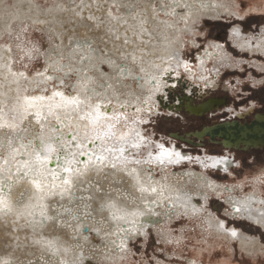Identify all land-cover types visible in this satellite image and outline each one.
<instances>
[{"label": "bare ground", "instance_id": "6f19581e", "mask_svg": "<svg viewBox=\"0 0 264 264\" xmlns=\"http://www.w3.org/2000/svg\"><path fill=\"white\" fill-rule=\"evenodd\" d=\"M3 1L4 0H0V37L5 33H14L13 26L22 24L21 26L24 29L26 23L27 30L39 29L46 33L49 38V49L47 51H44L45 46L31 44L27 46V48L31 47L30 50L27 48L23 49V59L28 57L30 59V57L34 58L38 56L37 59L43 61L41 67L47 68L46 57L50 52L54 53L57 45H60L63 50V56L66 57L68 64L71 65V68L69 67L70 69L67 72L65 69L63 70V73H67V77L69 78L64 82L66 85L60 86L62 90L67 92V87L73 84L72 81L74 79L70 73L76 68L79 71V75L77 83H75L74 86H76L78 82H86L88 86L92 88L97 87L100 83H111L113 85L112 88L98 89V91H106L107 95H98L89 100V103L95 102L99 104V109H93V111H98L101 114L100 118L109 121V124H105L103 126V131H100L99 127H97L94 122L89 123L88 132L89 139L92 140L98 150H103L102 155L107 157L105 163L112 161L117 167L115 169L103 167L98 175H91L85 177L82 181H78L77 183L82 184L85 190L72 187L71 192L65 195L63 200H61L59 196L44 197L41 195L40 191H38L36 184L25 182V180L14 181L11 178L20 176L24 173L28 168L26 162L34 152L35 146L39 144L37 140L32 148L27 147L29 141L34 140L33 130H35V133H40V125L43 122L40 117L32 119V128H28L27 125L31 112L38 110L41 106L46 112L49 104H52L55 108V105L62 101L60 97H54L51 101L45 100L37 102V107L30 109L28 107L29 101L26 100L25 97L39 94L41 88L45 87V85L48 88V92L45 94H50L54 86H50L49 83H53L54 81H46L45 84L40 85H29L25 77L29 76L30 72L16 69L13 63L21 64V62H14V54H11L7 50L6 44L4 46L1 45L0 179L5 177H7V179H4L3 185H0V197H3V204H0V264H5V261L7 264H29L30 261L34 264H45V262H47V264H60L61 261H64L65 264H73V261H75V264H88L90 261L87 260L88 256H86L85 252L89 247H96L94 245L95 243H100L99 248H101L102 251L104 250L106 255L108 254L107 256L105 255L106 257L104 256V258L114 260V258H117L116 256L121 255L123 252L125 253L129 249L131 241L138 239L140 235L142 237L146 236L147 232L151 229H158L160 223L164 225L167 220L166 218L172 217L171 213L174 212L179 215V211L182 207L187 211L191 210L195 215L200 214L203 210L195 206L196 198H200L202 203H207L209 201V195L212 194L217 196L226 194V203L230 204L233 202L236 203L238 207H240L239 202L250 201L251 203L249 206L247 208L241 207L238 213L233 214L229 209L227 213H230L229 216L231 217L246 221L248 219L250 222L264 228V201L259 197L256 191L247 195H242L241 192L236 193L234 187L226 189L219 186L204 173L207 169L211 170L213 168L221 169L224 175L231 173L234 165L230 163L228 159L209 157L206 160L208 163L202 165V171L200 173L189 170L186 176L182 173L176 177H174V174L170 173L171 169H169V167H172L174 164L176 165L178 162L201 161V158L197 156L191 157V159L188 160H173L171 161L173 165H169V167L166 164L160 166L163 177L157 180L155 177L157 165L155 164L158 162L154 159V155L159 152L158 144L163 142H156L155 140H148L145 138L141 139V136L138 137L139 133L136 129H128L125 131V128L121 133L111 136L110 138L93 139L95 132H99L101 137H104L105 133L110 131L109 125L114 126L111 129L112 131L123 128H116L120 121L123 120L121 123L123 124L124 120L129 117L123 114V116H121L123 111L126 113L127 110L130 111L133 106L137 108L143 106L144 109L148 108V105L142 102L145 95L154 91L153 86L155 81L151 78L154 77L157 72L161 73L163 80L167 84V86H162L161 92L167 93L168 95H153V99L156 100L157 103L152 105L150 111L152 113L159 109L161 104L165 106L169 99V94L179 87H185L186 89L185 93H182L183 98L189 100V98L192 97V106H197L200 104L196 100L197 97H200L201 103H203L209 99L207 96L211 91L216 92V90L222 86L221 82L223 79L221 75L223 72L225 74L226 70L231 69L234 71L236 69H242L246 60L235 59V56L229 53L231 47L228 50L227 45L211 41L207 43L205 51L202 52L204 48L200 49L201 46L197 41V36L202 34L200 26L203 22H217L223 18L231 19L232 16L241 17L242 15L237 13V10L233 6L222 0H180L179 6L176 8V13L173 15L165 16L163 12H161L160 16L156 17L153 15L151 9H148L149 22L140 24L138 28L133 31L128 27V24L122 21L112 20L111 23H109V17L125 11L138 10L144 3L154 2L159 8L162 5L173 3V0H122L123 3L134 6L129 9L120 7L119 4L116 3V0H107L109 4L114 5L111 10L103 4L98 5L96 0H83V3L87 5V7L76 9V13H80V15L71 11L65 12L58 8L60 4H66L71 7L78 4L80 0H56L49 8L52 9V11L39 8L40 13H42L40 15H37L38 6L33 3L32 0H13L14 4L11 6H7ZM234 2L236 3V7H238V0H234ZM186 3L192 5L191 10L185 7ZM88 15H90L89 17H91V19L87 18ZM34 20L42 23L34 25ZM69 20H71L72 23H68ZM157 20L161 21L158 28L156 23ZM193 20L195 23H193ZM49 21H54L50 27L51 30L56 33L55 37L49 31L47 25ZM100 21L103 22L100 23ZM163 21H168V23H163ZM132 22V20L129 21V23ZM61 24H63V27H61ZM97 24H99V27H97ZM71 26H74L75 29H69ZM109 27L114 28L117 33L120 34V39H115L112 34L107 32ZM141 30L145 33L142 36L140 35ZM158 31L162 34H158ZM204 34L205 33L202 34L203 37H205ZM258 34L244 35L241 28L237 26L232 28L229 32V41L231 46L235 48L233 50L236 53H240L243 56L250 55L254 57L255 55H261L264 57V29L261 30L259 35ZM101 36L104 37L103 43H101L99 39ZM125 36H127L131 42L124 45L123 53L129 54L135 51V64H133L130 59H120L122 55L121 45H123ZM93 38H95V43L91 45V48H95L97 51L103 50L106 57L108 53H114L117 62L121 65L124 64L129 70H132L133 75L127 79L124 77H116L112 74V69L107 64H99L95 61V58L92 63L96 65V68L90 67L87 61L81 60V51L87 53L90 52L91 49L86 46L82 50L76 47L74 42L70 43V40L88 41ZM137 44L139 47H135ZM166 44L171 45V51L165 47ZM41 48L43 49L42 52ZM187 48L190 50L200 49V52L198 51L199 54L197 53V55H195L196 59L193 61L194 63L187 61L181 63L182 58H179L180 53ZM69 52L74 53L71 60L68 58ZM174 53L176 54V58H173ZM253 64L255 67L264 70V65L258 64L257 61H253ZM177 65H179L178 74L174 71ZM141 67L144 69L142 72L139 71ZM97 68L99 71L96 70ZM84 71L87 76L91 78L90 80L83 81L82 72ZM20 72H23L25 76H19L18 73ZM100 72L108 74V78L106 80L102 79L100 77ZM50 74L49 71L45 72V76ZM133 77L148 78V82L144 83L143 90H141ZM119 78L120 83L122 85H127V87H122L120 91L117 92L116 89L118 85L116 81ZM36 79L42 80L43 77L36 76ZM182 80L184 81L182 82ZM17 81L20 83L18 84ZM229 84L226 83L223 87L230 93H234V88ZM171 85H175L176 88L171 87ZM32 88H35V90L38 89V91L32 92ZM29 89L30 91H28ZM117 95H119L121 101L126 102L125 106L122 107L116 102L115 97ZM137 95L140 97L139 100L137 99ZM205 95H207V98L204 97ZM184 103H186V106L188 105L187 101H184L183 104ZM178 104L179 103L174 104L173 108H177L176 106ZM83 106V103L79 105V107ZM71 107L72 106H66L65 110H70ZM247 107L248 105L240 110V108L236 109L230 106L229 108H224L219 114L228 113L227 115L233 116V119L238 118L242 121L245 116L251 113L254 114L255 112L254 107L250 109H247ZM112 108H115L117 115L121 117V120H118L117 124L113 123L111 117ZM72 114L76 115L75 112ZM116 117L114 118L115 120H117ZM76 118L80 124L87 122L79 116ZM63 123H67V121ZM61 128L62 125L56 121L55 115H50L43 132L45 137L51 136L53 138V146L57 143L56 138L59 136ZM76 132H78L79 135L76 139H73V133ZM84 135L85 133L82 128H72L71 130L65 131L66 140L71 141L73 145L80 143ZM121 136H123V139H121ZM135 141L139 143V148L132 147V143ZM147 141L149 145H146L147 150L145 153L147 157L144 159L145 162L147 161L146 163H150L148 160L150 157L149 153H153L151 156L153 158H150L153 165V169L150 170L151 172L146 171L147 169L144 167V163L140 162L134 155L140 148L145 147V142ZM84 143H87V141H84ZM172 144L173 143H171V145ZM21 145L25 147H21ZM91 146L90 144L89 147ZM166 147L168 146L166 145ZM109 148H111L112 151H107ZM121 148L125 149V156L129 154V156H126V159L125 156H121ZM155 149H157L156 152L154 151ZM176 149H178L177 146ZM72 150L75 151V148L73 147ZM180 153L183 152L180 151ZM14 154L16 155L14 156ZM136 154L139 155V153ZM229 155L231 156L233 154L228 151L226 156L229 157ZM233 158V161L237 162L236 158ZM81 159L84 158L81 157ZM137 161H139V163H137ZM125 162L127 163L129 171L131 169H137L136 172L131 173V176H129L122 167ZM201 162L202 164L205 163L204 161ZM41 163H43L42 159L37 160L35 167L39 168ZM47 167H53V165L48 164ZM80 167L83 168L84 165L81 164ZM9 168L11 169V176H9ZM18 168L20 171H17ZM106 173L109 174L105 175ZM32 175L33 173H29V180ZM63 175L67 174L64 173ZM137 175L140 176V184L146 189L143 192L140 191V184H137V181L132 178ZM148 177H151L154 183L149 184L147 182ZM46 178L48 180L54 179L52 175H48ZM89 180L92 181L93 186L91 188L87 187ZM55 182L57 184L59 183L58 177L55 178ZM134 185L135 188H133ZM97 187L100 189L99 192L97 191ZM110 188L113 190L110 199L117 205V207L112 210H109L107 207V200L109 198L103 196ZM153 188L155 191L152 190ZM116 189H119L122 193L119 199H117ZM240 191H242V188H240ZM72 193H75L76 199L73 198ZM88 196H92L93 199H79L80 197L86 198ZM130 198H135L136 204L131 203ZM141 198L144 200L143 203H141ZM20 200H22V202H18ZM151 201L158 202L152 203L153 211L149 212L146 205ZM101 202L105 203V211L103 212L99 210ZM53 204L65 205L77 211L81 216L80 221H73L71 229L60 226L56 220L58 213L52 209ZM84 204L89 205L88 211L91 213V216L87 218L83 216ZM123 205H127V211H143L144 216L134 217L131 215H124L119 211L120 206ZM137 205H139V209H137ZM43 207L47 208L45 213L39 211V209ZM113 211L117 212V218L115 219L112 215ZM162 213L164 214L163 216ZM211 215L212 214L209 213L205 221H208L210 226L218 225L219 228V226H221L219 225L220 222L214 221ZM33 216L43 219L45 223L43 229L37 228L35 230L37 234L33 233L30 223ZM48 217H52L53 219H48ZM60 218L70 220V215L68 213H63ZM140 222H144V227L139 228L137 233H125L122 230L129 228L132 223L139 224ZM83 224L88 225L87 231H84L82 227ZM222 229L226 231L224 224ZM41 232L45 241L52 238L59 239V244L53 245V247L58 249L55 255H53L52 249L45 243H34V241L41 240V236L39 235ZM228 234L235 238L240 235V232L237 231L235 236L232 235V232ZM122 240L124 241L123 247H125L126 250L117 252L116 245L122 248ZM242 241L245 242V240ZM77 245L79 246L77 247ZM42 257L43 260L41 259Z\"/></svg>", "mask_w": 264, "mask_h": 264}, {"label": "rangeland", "instance_id": "374dc122", "mask_svg": "<svg viewBox=\"0 0 264 264\" xmlns=\"http://www.w3.org/2000/svg\"><path fill=\"white\" fill-rule=\"evenodd\" d=\"M222 1L233 6L237 10V13L242 16H232L230 20L226 19V21L203 22L200 29L202 34L205 33V37H203L202 34L200 36L198 35V44L207 45V43L211 41L227 44L229 41V32L232 28L237 26L241 28L244 35H257L264 29V0H238V7H236L234 0ZM32 2L37 4L39 8L46 10L49 9L56 0H32ZM3 3L7 6L14 4L13 0H4ZM89 16L90 15H88L87 18H89ZM102 22L103 21H100V23ZM21 25L13 26L14 33H5L2 35V37H0V46L8 44L10 50H7L11 54H14L15 59H13V61L21 62V64L13 63V66L18 70L29 72L28 68H30V70L39 69L43 61L37 59L38 56L34 57L35 59L31 57L30 59L29 57L23 59V49H26L27 46L31 44H36L37 46L42 45L47 48L49 38L43 31L34 29L27 30L26 23L24 29ZM69 29L72 30L75 29V27L71 26ZM19 30L22 31L20 32ZM14 46L18 47L15 48ZM227 46L228 50L231 47L229 53L235 56V59H244L246 62L242 69H236L234 71L231 69L226 70L225 74L223 72V81L221 82L222 88L214 93L208 94L207 97H228L230 102L227 108L232 106V108H240V110H242L247 105H249L247 109H250L251 106H255L254 114H249L243 118V121H250L255 114L264 111V70L255 67L253 64V61H257L258 64L264 65L263 56L260 55L261 57L258 56L257 58L250 55L243 56L240 53H236L233 50L235 48L229 43ZM30 48L31 47L27 49L30 50ZM200 49L190 50L187 48L185 49L187 51L184 50L180 53L179 58H188V60L194 63L193 61L196 59L195 55L197 53L199 54ZM253 58L254 60H252ZM26 66H28V68ZM227 82L232 83L234 93H230L223 87ZM185 90V87H179L177 90L170 93L169 102L167 101L168 103H166L165 106H163V104L160 106L162 110L169 111L174 115L169 117L162 115L156 116L153 124L145 126L144 135L151 139L154 137L155 141H161L166 145L174 143L184 153H190L194 156L199 155L203 157L205 156L204 154H207L220 157L227 155V152L230 151L237 160V164L232 168V172L224 175L218 171L207 169L206 171H208V174L215 180L223 182L227 187L242 188L240 192H243V195L256 191L259 197L264 201V150H253L252 152L226 150L220 145L210 143L208 140L203 143V146H190L170 136V134L184 136L188 133L199 131L203 127L210 126L223 119L230 120L233 118V116H228V113L219 114L218 112L200 119L195 116H190L183 109H174L173 105L181 102L180 99L183 98L182 93H185ZM201 102L199 98L198 103ZM252 102L254 103L253 105L251 104ZM185 104L186 103H184V105ZM166 114L168 115V113ZM122 121L119 122L120 125ZM133 121V124L139 125L138 122L140 121L135 119ZM119 127L117 126L116 128ZM194 142L197 143L198 141L194 140ZM146 145L147 143L145 147L140 148V151L138 150L136 152L139 154L141 153V157L146 156ZM179 167L175 169L177 173L191 168L202 171V165L198 164L196 161L184 162L180 164ZM172 174H174V172H172ZM212 196L213 195H209L210 202L202 203L201 201L203 211L200 214L178 215L172 213V217L166 218L167 220L164 225L161 223L158 229H151L147 232L146 236L131 241L129 249L125 253L123 252L121 255L116 256L117 258H114V260L104 258L106 255L105 251L99 248L100 243H95L94 245L96 247H89L85 252L86 256H88L87 260L91 258L88 264H264V228L250 222L248 219L246 221L229 216L230 213H227L229 204L226 202H218ZM204 212H207L208 216L211 212V217L214 221L220 219L227 221L230 226L239 230L238 232H240V235L234 238L224 231L222 226H219V228L218 225L210 226L208 221H205L208 216H205ZM163 215L162 213V216ZM242 240H245V242Z\"/></svg>", "mask_w": 264, "mask_h": 264}, {"label": "snow or ice", "instance_id": "6c2138e0", "mask_svg": "<svg viewBox=\"0 0 264 264\" xmlns=\"http://www.w3.org/2000/svg\"><path fill=\"white\" fill-rule=\"evenodd\" d=\"M97 4H103L105 5L109 10L114 6L113 4H109L107 0H96ZM116 3L119 4L120 7L124 9H129L134 7L133 5L123 3L122 0H116ZM180 0H173V3L168 4V5H162L161 7H157L156 3L154 2H148L144 3L141 5L140 9L135 10V11H125L123 13L117 14L115 16H110L109 17V23H111L112 20L116 21H122L126 24H128V27L131 28L133 31H135L140 24L149 22V15H148V9H151L153 15L156 17H159L161 12L165 16L173 15L176 13V8L179 6ZM87 7L83 3V0H80L78 4H75L71 7H69L66 4H60L58 5V8L68 12L71 11L73 13H76L77 8H84ZM185 7H187L189 10H191L192 5L191 4H185ZM7 10V9H6ZM49 11H52V9H49ZM39 7H37V15H40ZM77 15H80V13H76ZM182 18H187V17H182ZM91 19V17H89ZM132 20V23H129V21ZM42 23L40 21H33V24H38ZM54 23V21H49L47 22V25L49 27V31L51 34L55 37L56 33L51 30V24ZM68 23H72L71 20L68 21ZM157 28L161 21L157 20ZM163 23H168V21H163ZM193 23L195 21L193 20ZM61 27H63V24H61ZM97 27H99V24H97ZM107 32L112 34L115 39H120V34L117 33V31L114 28L109 27L107 29ZM144 31L141 30L140 35H144ZM158 34H162L159 33ZM150 35V33H149ZM100 42H104V37L101 36L99 37ZM75 43L76 47L80 49H84L86 46L91 49L90 52H83L81 51L80 57L81 60L87 61L92 68H96V65L92 63L93 59L95 58V61L99 64H107L111 69H112V74L116 77H124L127 79L128 77H131L133 75L132 70H129L125 65H121L120 63L117 62L115 58L114 53H108L107 57L106 54L103 50L97 51L95 48H91V45L95 43V38L88 40V41H72L70 40V43ZM131 41L128 39L127 36L124 37V42L123 45H121V51L122 55L120 59H130L133 64H135L136 61V56H135V51L129 54H124L123 53V48L124 45L129 44ZM135 47H139V45H135ZM166 48H168L169 51H171V45H165ZM74 53L69 52V60L73 58ZM173 58H176V54L174 53ZM64 59L63 56V50L61 49L60 45H57L55 52H50L48 56L46 57V64L48 65L47 68H44L42 70H38L36 73V76L43 77L42 80H37L36 76H27L25 79L27 80L29 85H40V84H45L46 81H54L58 82V85L54 86L52 88V91L50 94L46 95L45 93L48 92V88L45 85V87L41 88L40 93L37 95H29L25 97L26 100L29 101L28 107L30 109L36 108L37 107V102L40 101H51L53 100L54 97H60L61 98V103H57L55 105V108L52 104H49L47 107V111L45 112L44 108L41 106L38 110L32 111L30 114V119L28 121V128H32V119H36L38 117L42 118V123L40 125L41 127V132L40 133H35V130H33L34 134V140H30L27 147L32 148L35 144V142L38 140L39 144L35 146V150L32 153V155L29 157V160L26 162L28 164V168L24 171V173L20 176H15L11 177L14 181L16 180H25V182H32L36 184L38 191H40L41 195L44 197H56L59 196L61 200L64 199L65 195L69 194L71 192L72 187H76L79 190H85L84 186L80 183H77L78 181H82L85 177L91 176V175H98L103 167H107L109 169H115L117 165L113 163L112 161H107V157L102 155L103 150H98L96 145L92 142L91 139H89V123L94 122L97 127H99L100 131H103V126L105 124H109V121L101 119L100 118V113L98 111H93V109H99V104L92 102L89 103V100H91L92 97L95 96H105L107 95L106 91H98V89H106V88H112L113 85L111 83H100L97 85V87L92 88L89 87L86 82H78L76 86L72 88L71 92H66L65 90H62L60 85H64V81L67 77V73H65L64 76H58L55 75V73L59 71H63L65 68L71 67L70 64L64 65L62 64V60ZM99 71V69H96ZM144 69L141 67L139 71H143ZM50 71L52 74L45 76V72ZM174 71L178 74L179 73V65L174 69ZM19 76H25L23 72L18 73ZM100 77L104 80L108 78V74L104 72H100ZM136 81V83L140 86L141 90H143L144 83L148 82L147 77H133ZM170 78V77H169ZM82 79L83 81H88L91 78L87 76L86 73L82 72ZM155 81V84L153 86L154 91L148 93L147 95L144 96L143 98V104L148 105L147 111H151L152 105L156 104L157 101L153 99L154 94H159L161 96H167V93L161 92L162 86H167L166 82L163 80V76L161 75L160 72H157V74L152 77ZM19 84L20 82L17 81ZM118 87L116 89L117 92L120 91V88L122 87H127V85H122L120 83V80L117 79L116 81ZM66 87V86H65ZM171 87H175V85H171ZM32 92H35V88L31 89ZM116 102L120 104L122 107L125 106L124 101H121L119 98V95L115 97ZM137 99L139 100L140 97L137 95ZM66 102V103H65ZM83 103V107H79V105ZM66 106H72L70 110H65ZM145 109L143 106L138 107L136 109L137 112H142ZM75 112L76 115H73L72 113ZM55 115L56 121L58 123H61L62 128L59 133V136L56 138L57 143L55 146L52 144V137L47 136L45 137V134L43 132L44 127L48 123V117L50 115ZM77 116H79L81 119L86 120L87 122L84 124H80L79 121L77 120ZM111 116L116 117L117 112L115 108L111 109ZM64 121H67V123H63ZM147 122V121H143ZM113 125H109L110 131L105 133L104 137H101L99 132H95L93 135V139L99 140L102 138H110L111 136L117 135L118 133H121L123 131L122 128L116 129L115 131H112L111 129L113 128ZM72 128L80 129L82 128L85 135L81 138V142L78 144L73 145L71 141H67L65 137V131L66 130H71ZM79 135L78 132L73 133V139H76V137ZM121 139H123V136H121ZM143 139V137H141ZM84 141H87V143H84ZM92 145L89 147V145ZM21 147H25L24 145H21ZM73 147L75 148V151H73ZM133 148H139L140 145L139 143L133 142L132 143ZM159 152L154 155V159L161 165L164 164V162L167 160L169 162L176 160H183V159H191V157H186L182 156L179 151H176L173 148L166 147L163 143L158 144ZM107 151H112L111 148L107 149ZM121 156H125V149L121 148L120 149ZM27 154V153H24ZM15 155V154H14ZM150 156L153 155V153H149ZM83 157L84 159H81ZM94 158V159H93ZM43 160V163L40 164L39 168L35 167V163L37 160ZM126 159V156H125ZM10 163V162H9ZM139 163V161H137ZM48 164H52L53 167H47ZM83 164L84 167L81 168L80 165ZM122 167L126 171V173L131 176L132 172H136L137 169H131L130 171L127 168V163L125 162ZM17 171H20L18 168ZM149 171V170H146ZM9 176H11V169H8ZM29 173H33L31 176L30 180L28 179ZM66 173L67 175H63ZM109 173H106L105 175H108ZM114 174V173H112ZM48 175H52L54 177L53 180H48L46 177ZM58 177L59 183L57 184L55 182V178ZM137 181V184H140V176L137 175L135 177H132ZM4 179H7V177L0 179V185H3ZM147 182L149 184L154 183L151 180V177L147 178ZM119 183V181H118ZM92 181L89 180L87 187L91 188ZM11 187V186H9ZM135 188V185L133 186ZM146 189H144L143 185L140 184V191L143 192ZM155 191V189H152ZM97 191L99 192L100 189L97 187ZM112 189L110 188L108 192L104 193L103 196L109 198L107 200V207L109 210L115 209L117 205L110 199ZM117 192V199L120 198L122 193L120 192L119 189L115 190ZM73 198L76 199L75 193H72ZM79 199H87V200H92V196L88 197H80ZM22 202V200L18 201ZM130 202L133 204H136L135 198H130ZM144 200L141 198V203H143ZM158 202V201H151L148 202L146 207L149 212L153 211L152 208V203ZM240 207H238L236 210L240 211L241 207L247 208L249 204L251 203L250 201H243L239 202ZM0 204H3V197H0ZM84 211H83V216L85 218L91 216V213L88 211L89 205L84 204L83 205ZM53 211H56L58 213V216L56 218L57 223L60 226L67 227L69 229L72 228V222L73 221H80L81 216L77 211H74L72 208L67 207L65 205H52ZM137 209H139V205H137ZM101 212L105 211V203L101 202L100 203V209ZM39 211L41 213H45L47 211L46 207L40 208ZM119 211L123 213L124 215H131V216H144V212L140 210L136 211H127V205L120 206ZM63 213H68L70 215V220H64L60 218ZM113 218H117V212L113 211L112 212ZM48 219H53L52 217H48ZM31 223V227L33 229V233H36V229L40 228L43 229L45 227V223L43 219L37 218L33 216ZM221 226H223V223H221ZM82 227L84 229L88 228L87 224H83ZM144 227V222H140L139 224L137 223H132L129 228L127 229H122L125 233H137L139 228ZM41 236V240L39 241H34V243H45L49 248L52 249L53 255L56 254L58 251L57 248L53 247L54 244H59V239L58 238H52L50 240L45 241L43 238L42 232L39 233ZM232 235L235 236L236 232L233 230ZM123 244L124 241H121V247L123 249ZM79 245H77L78 247ZM67 251V250H65ZM43 260V257L41 258ZM5 264L7 262L5 261ZM29 264H32L30 261ZM47 264V262H45ZM60 264H65L64 261H61ZM73 264H75V261H73Z\"/></svg>", "mask_w": 264, "mask_h": 264}, {"label": "water", "instance_id": "95a60500", "mask_svg": "<svg viewBox=\"0 0 264 264\" xmlns=\"http://www.w3.org/2000/svg\"><path fill=\"white\" fill-rule=\"evenodd\" d=\"M206 96L207 95L204 97ZM180 100L181 102L176 106L177 109H183L190 116H195L197 118H202L204 116L220 112L227 107L230 102L228 97H213L198 104L197 106H192V97L189 98V100H185L184 98H181ZM184 101L188 102L187 106L183 104ZM170 136L174 139L180 140L181 142H185L190 146H203V143L208 140L210 143L220 145L226 150L243 152L264 150V111L255 114L253 119L250 121H241L238 118L226 120L214 123L210 126H205L199 131L191 132L184 136H180L178 134H170ZM194 140H197L198 142L195 143ZM174 148L176 151H181L180 149H176V147ZM181 155L192 157L189 153H181ZM219 158L228 159L230 163L234 165L232 158L225 156H220ZM85 231H87V229H85Z\"/></svg>", "mask_w": 264, "mask_h": 264}, {"label": "flooded vegetation", "instance_id": "af4514ba", "mask_svg": "<svg viewBox=\"0 0 264 264\" xmlns=\"http://www.w3.org/2000/svg\"><path fill=\"white\" fill-rule=\"evenodd\" d=\"M229 43H230V41H229ZM224 45H227V44H224ZM230 45H231V44H230ZM227 83H228V84L230 83V84L232 85L231 82H227ZM230 84H229V85H230ZM232 86H233V85H232ZM214 92H215V91H211L210 94H211V93H214ZM229 94H230V93H229ZM230 95H231V94H230ZM198 96H199V95H198ZM199 98H200V97H197L196 100L198 101ZM251 104L253 105L254 103L252 102ZM248 106H249V105H248ZM251 107H255V106H251ZM247 108H248V107H247ZM216 113H218V112H216ZM216 113H214V114H216ZM243 113H247V112H243ZM251 114H253V113H251ZM196 118H197V117H196ZM202 118H204V117H202ZM200 119H201V118H200ZM232 119H233V118H232ZM232 119H230V120H232ZM226 120H227V119H226ZM226 120L223 119V120H221V121H219V122H223V121H226ZM251 120H252V119H251Z\"/></svg>", "mask_w": 264, "mask_h": 264}]
</instances>
